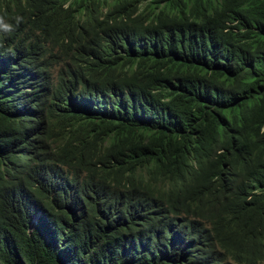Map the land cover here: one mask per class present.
Listing matches in <instances>:
<instances>
[{"label": "trees", "instance_id": "16d2710c", "mask_svg": "<svg viewBox=\"0 0 264 264\" xmlns=\"http://www.w3.org/2000/svg\"><path fill=\"white\" fill-rule=\"evenodd\" d=\"M142 1L0 0V264H264V0Z\"/></svg>", "mask_w": 264, "mask_h": 264}, {"label": "clouds", "instance_id": "9594fccd", "mask_svg": "<svg viewBox=\"0 0 264 264\" xmlns=\"http://www.w3.org/2000/svg\"><path fill=\"white\" fill-rule=\"evenodd\" d=\"M21 19V17H16L17 23H19ZM0 28H3L5 31L11 30V25L4 23V16H0Z\"/></svg>", "mask_w": 264, "mask_h": 264}, {"label": "rangeland", "instance_id": "374dc122", "mask_svg": "<svg viewBox=\"0 0 264 264\" xmlns=\"http://www.w3.org/2000/svg\"><path fill=\"white\" fill-rule=\"evenodd\" d=\"M152 0H144L142 1V3L139 5L141 10L144 9L146 7V5L151 2ZM106 11V10H105ZM54 77H56V75L54 74Z\"/></svg>", "mask_w": 264, "mask_h": 264}]
</instances>
